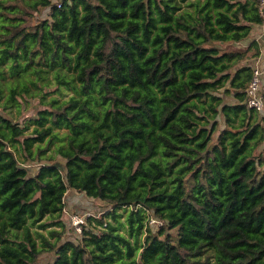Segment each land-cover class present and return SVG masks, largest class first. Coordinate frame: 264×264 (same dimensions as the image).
I'll list each match as a JSON object with an SVG mask.
<instances>
[{
  "label": "trees",
  "instance_id": "obj_1",
  "mask_svg": "<svg viewBox=\"0 0 264 264\" xmlns=\"http://www.w3.org/2000/svg\"><path fill=\"white\" fill-rule=\"evenodd\" d=\"M262 25L257 0H0V264H264ZM71 190L104 210L77 239Z\"/></svg>",
  "mask_w": 264,
  "mask_h": 264
},
{
  "label": "built area",
  "instance_id": "obj_2",
  "mask_svg": "<svg viewBox=\"0 0 264 264\" xmlns=\"http://www.w3.org/2000/svg\"><path fill=\"white\" fill-rule=\"evenodd\" d=\"M260 7V12L264 15V0H257ZM247 105L249 108L256 110H264V56L256 60L253 69V75L248 86V100ZM89 215H82L80 213L68 214L70 217L71 225L78 233H82L83 226ZM149 223H157L153 217L148 218ZM162 224V222H158Z\"/></svg>",
  "mask_w": 264,
  "mask_h": 264
},
{
  "label": "rangeland",
  "instance_id": "obj_3",
  "mask_svg": "<svg viewBox=\"0 0 264 264\" xmlns=\"http://www.w3.org/2000/svg\"><path fill=\"white\" fill-rule=\"evenodd\" d=\"M264 32V31H263ZM260 48L264 50V33L261 36V40L258 41ZM70 93V92H69ZM69 93L67 94V96L69 95ZM30 113L32 112V110L29 111ZM14 115L17 114L16 110H13ZM36 168H33V170H35ZM66 205H67V214H74V213H80L82 215H92V214H101L102 212H104L103 208L100 210H98L97 206L93 205V201H91L88 196L84 193H77L73 190L69 191V193L66 195ZM101 208V207H100ZM122 210V209H121ZM123 211V210H122ZM121 211V212H122ZM69 217L66 215L65 216V220L68 224V219ZM71 225V224H70ZM67 227L69 228V225H67ZM72 228H70V230L68 229V237L71 239H77L78 237H80V234L78 235L73 226L71 225ZM45 233L47 232L46 230L44 231ZM145 237V235H144ZM55 258V254L51 253V254H46L43 255L41 257L42 259V263L45 264L48 261H52Z\"/></svg>",
  "mask_w": 264,
  "mask_h": 264
},
{
  "label": "crops",
  "instance_id": "obj_4",
  "mask_svg": "<svg viewBox=\"0 0 264 264\" xmlns=\"http://www.w3.org/2000/svg\"><path fill=\"white\" fill-rule=\"evenodd\" d=\"M256 35L254 34V36H255V39L256 40H258V41H260L261 40V36H262V34L264 33L263 31H264V25H262V26H260V27H258V28H256ZM252 42V41H251ZM250 42V43H251ZM250 43L249 42H243L242 44H240V46H234V48H236V49H238V50H240V49H243V50H246L247 49V47H249L250 46ZM264 54V50H263V48L261 49V55H263ZM66 215H67V212H66ZM65 215V216H66ZM68 216V215H67Z\"/></svg>",
  "mask_w": 264,
  "mask_h": 264
},
{
  "label": "water",
  "instance_id": "obj_5",
  "mask_svg": "<svg viewBox=\"0 0 264 264\" xmlns=\"http://www.w3.org/2000/svg\"><path fill=\"white\" fill-rule=\"evenodd\" d=\"M68 215V214H67Z\"/></svg>",
  "mask_w": 264,
  "mask_h": 264
}]
</instances>
